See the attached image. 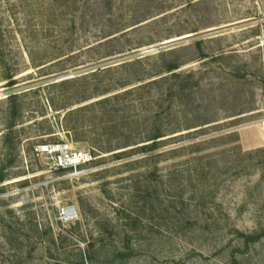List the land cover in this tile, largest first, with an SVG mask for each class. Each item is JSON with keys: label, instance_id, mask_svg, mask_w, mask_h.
Here are the masks:
<instances>
[{"label": "rangeland", "instance_id": "rangeland-1", "mask_svg": "<svg viewBox=\"0 0 264 264\" xmlns=\"http://www.w3.org/2000/svg\"><path fill=\"white\" fill-rule=\"evenodd\" d=\"M125 90L127 137L113 145L139 142L156 113L171 138L163 148L192 144L160 161V180L140 153L92 155L80 174L33 154L56 142L91 153L105 141L94 112H67ZM262 149L264 0H0V165L15 159L0 192V264L52 262L49 230L71 257L103 236L98 264L124 250L134 253L112 264H264V237L242 235L264 232ZM65 230L71 240L58 238Z\"/></svg>", "mask_w": 264, "mask_h": 264}, {"label": "trees", "instance_id": "trees-1", "mask_svg": "<svg viewBox=\"0 0 264 264\" xmlns=\"http://www.w3.org/2000/svg\"><path fill=\"white\" fill-rule=\"evenodd\" d=\"M180 66L177 64H172L168 67V72H171L175 78H180L181 74H178L176 70ZM167 77V76H166ZM164 76L163 79H166ZM8 79V86H14L17 84V81L14 79V76L9 75L7 77ZM157 80H154L153 82L156 83ZM68 82V81H67ZM67 82H61L60 85H65ZM172 89L168 88L165 91L166 96L172 95ZM128 91L125 90L124 92H119L117 94H114L112 96H106L101 99H98L94 102H91L89 104H86L84 106H81L79 108L69 110L67 112L66 117L69 118L70 116L75 115H81L84 112L88 110H92L94 112V116H92L90 122L96 120L98 126L103 129L102 137H105V141H102L103 143H97L95 140L94 146L92 147V150L90 151L91 154L94 157H97L101 153H112L115 152L113 155L115 159H124L128 158L131 154L134 153H140L143 154L142 162H145V165L147 167H153V172L151 173V176H155V179L160 180V176H156V169L158 168V164L160 161H167L169 158H165V156H172L178 154L179 152H182L183 150L192 147V144H189L188 146H179L175 148H163L166 143L169 142L168 138L169 134L164 132V126L162 124V118L160 117V113H156L155 122L153 123L152 127L148 132L145 133V137L143 136L140 138L139 142H135L134 144H128L129 142H121L120 144L113 145L114 139H118V141L125 139L127 136H125V127L124 125L128 123V118L125 115H121L124 111V105L120 104V99L128 94ZM17 93L12 94L8 97L9 101L12 102V104L16 103V100L18 98ZM16 109L13 110V119L12 123L9 127L8 133L4 136V144L8 151H13L16 148V144L14 141V126L16 125ZM114 116V118H112ZM84 117V116H83ZM161 122V124H159ZM79 123V122H78ZM70 122V126L68 125V131L73 132L75 134L80 133V130L82 129L80 126V123ZM118 132L119 135H117L115 138L111 137L113 133ZM144 139V140H143ZM125 141V140H124ZM138 141V140H137ZM196 145L197 144H193ZM134 146V148H130L129 150H123L116 152L117 150L125 149L128 147ZM264 157V149L261 150ZM183 156V154H181ZM9 157L6 158L5 163L0 165V192L4 191V186L2 184L7 181L10 178L9 169L13 166L15 159H10ZM60 172H64L60 171ZM150 176V177H151ZM148 177V175H146ZM148 177V178H150ZM151 181V180H150ZM28 180H25L23 185H27ZM106 191V190H105ZM134 213L129 212L125 216V222L128 223L127 225H131V230L127 231V235L130 233L136 234L137 229L135 228L136 225H138V222L141 221L140 217L138 215H133ZM79 223V222H78ZM75 230H65V232L58 233V238L61 240H71V236L73 235ZM38 234L42 235L43 232H38ZM51 237L52 243L46 246V251L49 253V257L51 258L52 262H49L48 264H98L96 261L98 259V256L101 255L102 251L107 250V246L105 244V238L103 236H98L97 238H92L91 240H88L87 242V250L85 252H81L79 249V252L76 257H71L68 255V252L64 250L60 251L59 248L56 245V239L53 236V233L51 230H49L48 233ZM243 237H245L246 244L250 242H259L264 237V232L257 233V234H251V235H245L242 234ZM92 237V236H91ZM128 237V236H127ZM128 247V246H127ZM130 249V247H128ZM109 251V250H108ZM134 252L131 251L130 253H127V251H119L114 252L112 255H110V252H108V255L103 260V264H109L114 263V260L118 259H124L125 257H130L131 254ZM119 255V256H118ZM118 256V258H117ZM234 264H238L237 261H234Z\"/></svg>", "mask_w": 264, "mask_h": 264}, {"label": "built area", "instance_id": "built-area-1", "mask_svg": "<svg viewBox=\"0 0 264 264\" xmlns=\"http://www.w3.org/2000/svg\"><path fill=\"white\" fill-rule=\"evenodd\" d=\"M33 154L50 169L70 171L72 174L82 173V166L89 163L93 156L91 153L77 149L69 142L44 143L34 148ZM73 207L62 210V215L72 216Z\"/></svg>", "mask_w": 264, "mask_h": 264}]
</instances>
